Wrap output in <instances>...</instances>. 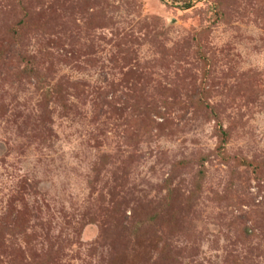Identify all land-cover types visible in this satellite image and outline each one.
Here are the masks:
<instances>
[{"label": "rangeland", "instance_id": "374dc122", "mask_svg": "<svg viewBox=\"0 0 264 264\" xmlns=\"http://www.w3.org/2000/svg\"><path fill=\"white\" fill-rule=\"evenodd\" d=\"M0 264H264V0H0Z\"/></svg>", "mask_w": 264, "mask_h": 264}]
</instances>
